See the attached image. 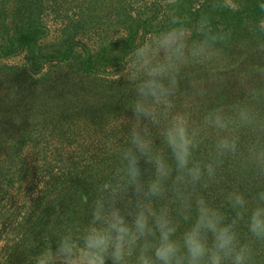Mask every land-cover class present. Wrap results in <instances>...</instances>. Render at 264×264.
Returning a JSON list of instances; mask_svg holds the SVG:
<instances>
[{
	"label": "clouds",
	"instance_id": "obj_1",
	"mask_svg": "<svg viewBox=\"0 0 264 264\" xmlns=\"http://www.w3.org/2000/svg\"><path fill=\"white\" fill-rule=\"evenodd\" d=\"M258 7L264 11V0ZM251 30L264 55V15ZM232 39L208 14L186 22L169 6L157 17L116 78L127 82L131 117L114 121V166L94 181L83 218L49 226L52 244L32 264H254V245L264 242V185L251 195L223 191L218 202L207 191L219 184L225 158L242 150L264 176V66L240 72L242 97L231 105L201 110L197 100L209 90L199 79L177 103L189 67L208 65L209 78L222 79L228 69L215 62L216 53ZM203 146L210 150L198 155ZM24 246L35 244L28 238Z\"/></svg>",
	"mask_w": 264,
	"mask_h": 264
},
{
	"label": "trees",
	"instance_id": "obj_2",
	"mask_svg": "<svg viewBox=\"0 0 264 264\" xmlns=\"http://www.w3.org/2000/svg\"><path fill=\"white\" fill-rule=\"evenodd\" d=\"M118 2L125 5L124 0ZM12 4L11 13L0 8V61L23 54L24 62L0 63V264H32L31 258L52 244L49 226L83 218L94 181L114 166L120 137L113 124L116 118H130L131 113L124 107L126 80L106 76L120 73L127 54L149 35L162 6L146 7L151 15L148 10L146 15H135L125 35L90 50L76 41L85 31L86 15L63 24L56 40L45 42L49 33L43 18L45 0H13ZM258 4L259 0H242L236 7L226 0L168 4L186 22L208 14L214 28L233 35L215 57L217 64L228 69L220 73L222 79H210L208 65L189 67L178 104L183 105L185 94L191 93L192 79L203 81L209 90L197 100L201 110L231 105L242 97L240 72L252 65L264 66L251 30L252 20L264 15ZM258 81L264 83V76ZM242 140L247 141V134H242ZM50 141L56 143L49 146ZM72 142L77 144L70 149L66 145ZM209 150L210 146H203L198 155ZM30 152L31 159L27 158ZM34 178L40 188L30 195L23 188ZM259 185H264V176L257 175L242 150L236 157L225 158L220 182L207 194L218 202L223 191L238 188L251 195ZM241 236L247 239L243 226ZM28 238L35 247L24 246ZM254 247V264H264V242Z\"/></svg>",
	"mask_w": 264,
	"mask_h": 264
},
{
	"label": "rangeland",
	"instance_id": "obj_3",
	"mask_svg": "<svg viewBox=\"0 0 264 264\" xmlns=\"http://www.w3.org/2000/svg\"><path fill=\"white\" fill-rule=\"evenodd\" d=\"M230 6L236 7L242 0H226ZM13 0L0 1V8L5 12L11 13ZM125 5L121 7L118 0H45L44 23L49 29L45 42H52L59 36V31L63 28V24L70 22L75 23L86 15L85 30L76 41L87 45L90 50H95L98 43L106 42L110 38L116 39L126 34V26H129L132 18L138 13L146 15L149 10L146 8L151 4L161 5L159 15L168 7L170 0H124ZM148 10V11H147ZM152 11L148 12L151 15ZM91 28V29H90ZM24 62V55L0 61L7 65H20ZM47 69V68H46ZM44 69V71L46 70ZM120 74V73H119ZM119 74L107 75V79H116ZM123 78V77H121ZM55 141L48 144L52 146ZM77 143L72 142L66 145L73 149ZM51 149V148H50ZM32 153L27 154V158L31 159ZM41 175V173H39ZM41 180V178L39 179ZM38 180L34 178L33 183L27 185L24 190L30 191V195H35L39 190ZM30 183V182H28ZM31 188V189H30Z\"/></svg>",
	"mask_w": 264,
	"mask_h": 264
}]
</instances>
